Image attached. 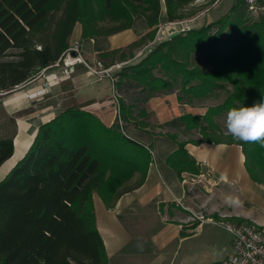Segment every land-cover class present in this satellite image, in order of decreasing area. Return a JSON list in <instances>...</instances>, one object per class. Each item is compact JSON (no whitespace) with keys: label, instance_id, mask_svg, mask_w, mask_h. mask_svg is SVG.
Returning a JSON list of instances; mask_svg holds the SVG:
<instances>
[{"label":"trees","instance_id":"1","mask_svg":"<svg viewBox=\"0 0 264 264\" xmlns=\"http://www.w3.org/2000/svg\"><path fill=\"white\" fill-rule=\"evenodd\" d=\"M196 1L0 0V93L9 94L48 70L68 48L77 25L83 39H93L142 20L149 29L142 38L103 54L122 62L153 40L162 9L168 23L177 22ZM218 14L214 23L171 36L120 72L116 88L130 83L136 96L125 105L116 90L119 119L112 126L83 110L88 103L66 106L38 125L24 156L0 180V264H108L92 197L97 194L110 208L143 184L152 154L146 144L147 114L139 107L149 98L176 90L188 96L183 103L192 104L193 97L209 96L215 85L231 87L225 101L204 115L183 114L159 125L176 130L169 137L175 150L166 164L178 174L198 172L186 143H232L210 137L177 140L181 131L207 136L216 128L213 116L264 100V20L254 23L242 0ZM201 52L206 55L199 66L194 60ZM133 107L142 118L134 123L143 131L137 137L126 134L123 125L135 113ZM13 136L0 138V166L13 155ZM239 145L249 177L264 184V144Z\"/></svg>","mask_w":264,"mask_h":264},{"label":"crops","instance_id":"2","mask_svg":"<svg viewBox=\"0 0 264 264\" xmlns=\"http://www.w3.org/2000/svg\"><path fill=\"white\" fill-rule=\"evenodd\" d=\"M207 13L203 14V17L206 16L203 22L207 21V24L212 17L215 19L219 15L217 13L211 16ZM165 17L162 9L159 18L165 21ZM148 31L146 26L141 33L128 29L105 37H95L90 42V39H82L81 30L78 31L75 27L69 43L80 39L86 59L103 60L107 66H112L113 63L121 61L117 58L111 61L110 57H103V54L126 47L142 38ZM134 56L121 63L138 62V58L135 59ZM53 71L61 73L60 69H44L34 79L17 87L13 92L0 93V107L9 116L32 108L38 101L36 98H45L54 90V86L57 88L51 83L49 76ZM68 78L72 98L83 104L88 103L84 107L86 111L95 115L105 126H112L119 118V104L111 95L108 80L97 82L80 67H76ZM46 82H50L46 91L43 94L38 93ZM35 93L37 95L33 97ZM60 93L63 95L62 91ZM60 93L51 97L55 98ZM59 101H56L55 106L43 109L42 115L45 118L41 116L42 120L37 122L33 130L28 127L34 125V122H25L23 131L27 137L14 138L13 155L0 169L15 156L18 143L29 140V144L12 164L0 173V180L24 156L38 125L55 116L54 112L61 107L59 105L62 102L59 104ZM186 106L178 101L175 90L151 97L139 108L145 110L146 121L153 126L164 124L183 114L204 115L202 112L189 113L185 109ZM134 108L132 110L135 113L124 125L128 122L134 124L142 119L136 115L137 109ZM35 116L39 115L33 117ZM158 137L161 140L158 143L160 149L167 144L169 147L162 151L156 148L154 153L150 150L152 161L141 186L122 194L110 208L97 194H93L95 226L102 239L108 264H216L230 252L232 245L230 234L219 228L216 221L223 219L264 228V184L256 183L249 177L239 144L186 143L184 149L193 162V168L198 172L194 174L188 170L178 174L166 164L167 157L175 150L173 141L164 136ZM204 161L206 164H203ZM183 173L186 177H182ZM197 185L200 189H196ZM229 195L238 197L240 203L227 204L225 197ZM207 238L211 241H207Z\"/></svg>","mask_w":264,"mask_h":264},{"label":"rangeland","instance_id":"3","mask_svg":"<svg viewBox=\"0 0 264 264\" xmlns=\"http://www.w3.org/2000/svg\"><path fill=\"white\" fill-rule=\"evenodd\" d=\"M235 0H197L196 3H194L191 6L186 7L184 10H182V14L184 16V18L180 21L177 22H181L180 24H178L179 26H171L168 25V22L163 19L159 18V25L156 27L155 29V33L158 31L159 27L163 28V33H164V40L162 42L168 41L170 39V37L172 36V33L179 28H184L186 27V25H189V27H191V29L193 28H199V27H203L206 26L208 24H212L214 22V18L212 17L211 21H209V23L207 24L206 22H203L204 17L206 18V16L203 17V14L205 15L208 11H210L209 13H207V15H215L217 13L222 12L225 8H227L229 6L230 3H233ZM217 2V3H216ZM208 17V16H207ZM205 21V20H204ZM260 21L259 18H254L253 22H258ZM167 24V25H166ZM166 25V26H165ZM145 23L141 20L138 21L135 25L134 28H131L135 31H139L140 33L143 32V28H145ZM215 24H213V29L210 31V33H214L215 32ZM76 30H81L80 25L76 26ZM155 35V34H154ZM105 37V36H103ZM82 38V37H81ZM95 38V37H93ZM83 39V38H82ZM140 39V38H139ZM138 39V40H139ZM85 40H88L87 38ZM137 40V41H138ZM150 43V41L146 42L144 45H142L141 47L134 49L133 50V55H135V59L136 57L138 58L137 60L139 61L141 58L144 57L145 54L148 53V49H147V45ZM83 48V47H82ZM146 48V49H145ZM206 52L204 53H198L196 58H195V63L197 65H202L204 62V58H205ZM107 58V57H106ZM117 58V57H115ZM103 62V60H101ZM137 61H127L125 63H121L118 62L117 64H120V68H113L112 69V76L116 77V81H119L121 79L120 76V72L126 67L125 65H127L128 63L130 64H134ZM104 65H106L103 62ZM115 65V63H113ZM112 64V65H113ZM129 64V65H130ZM76 67H80L82 68L84 71L85 69L81 66H75L74 70L76 69ZM86 72V71H85ZM72 73V72H71ZM71 73L69 74V76L71 75ZM87 73V72H86ZM155 75H157L158 73L156 71L153 72ZM68 75H63V79L60 80L59 82H56L58 80H52L53 82H51L53 85H56L57 88H55L54 86V90H52L51 92H49V94L47 96H45V98H36V103L34 104V106L32 108L29 109H25L21 112H18L12 116L7 115L3 109L0 107V138L1 137H12L13 135V140L14 138L17 136L20 139V136H24L26 135V133L23 131V127L25 122H34L32 124L33 128H31L32 126H29L28 129L33 130L36 127V124L38 121H41L42 118H45V116L42 115V113H44L43 109H45L48 106H55L57 104V100L60 102L61 106L58 110H56L55 116L58 115V113H60V111L66 107V106H76L79 107L80 105H82L83 103L78 102L76 99L72 98V92L69 90L71 89V84H70V79L67 77ZM92 77V76H91ZM95 79V81L99 82V81H103L104 79L108 82L110 81L109 78H102V79H97L95 77H93ZM102 82V83H103ZM110 83V82H109ZM123 86H122V90L119 91L116 86L114 85L115 88V94L119 93L120 98L119 100L123 99L125 105L131 103L132 98H134L136 95L135 91L132 90L130 88V83H126V82H122ZM60 84V85H59ZM219 85V86H218ZM215 85V88L211 89L210 95L206 96V97H202V98H196L193 97L192 99V104H187L185 103L186 106V110L189 111V113H197V112H202L203 114L206 112L207 108H211V107H216L221 105L226 97H227V93L229 91H231V87L229 85H224V84H218ZM116 90L118 91L116 93ZM63 93V95H61V92ZM110 91H111V95L112 94V88H111V84H110ZM56 93H60L57 97H51V95H56ZM37 95V94H35ZM177 95L179 97V95L181 96L180 100H178L179 102H185L188 99L187 95H184L182 92H177ZM35 97V96H33ZM57 98V99H56ZM118 100V98H117ZM118 100V101H119ZM117 101V103H118ZM85 108H83L84 110ZM119 109V108H118ZM38 113H35V112ZM86 111V109H85ZM229 110H225L222 113L213 116V122L215 123L216 128H214L213 130H208L207 132V136L202 137L201 135H199L196 131H191V132H178V136H177V140L178 141H185V140H197V139H201V140H205L206 138H219V139H223L224 141H232L233 143H237L239 144V140H236L232 137V135L230 133H228L227 129H226V125H225V121H226V116ZM34 115H39V116H35ZM42 116V118H41ZM54 116V117H55ZM52 117V118H54ZM11 118H14L15 121L12 122ZM51 120V119H50ZM124 125V124H123ZM163 125V124H161ZM160 125V126H161ZM206 125V124H205ZM35 126V127H34ZM158 126H153L152 124H149V128L146 130L145 133L148 134V137L150 138L149 141L146 143L149 147L150 150L154 151L155 150H167L169 147V144L166 145V147H162V149L159 148V144L161 142V140L159 139L158 136H164V138H169L171 135H175L176 130L174 128L171 127H163V128H158L160 127ZM37 130V129H36ZM124 132L130 136H134L137 137L138 134H140L139 132L143 133V131L138 132V130H136L135 125L131 122H128L127 124L124 125ZM36 133V131H35ZM143 135V134H142ZM35 136V135H34ZM27 136H25L26 138ZM159 139V140H158ZM144 140H148V139H142ZM18 143V142H17ZM169 143V142H168ZM29 144V140L24 141V143H18V147H17V151L15 153V156L8 162H6V164H4V166L0 169V173H2L7 167H9L12 162L14 161L15 158H17L28 146ZM157 148V149H156ZM199 185V184H198ZM197 185L196 189L199 188V186ZM200 189V188H199ZM192 216H194V214L192 213ZM197 217L200 219V216L197 215ZM191 220H196L195 218H191ZM223 234V233H221ZM202 240H204L202 238ZM207 241H211V239H206Z\"/></svg>","mask_w":264,"mask_h":264},{"label":"built area","instance_id":"4","mask_svg":"<svg viewBox=\"0 0 264 264\" xmlns=\"http://www.w3.org/2000/svg\"><path fill=\"white\" fill-rule=\"evenodd\" d=\"M248 14L254 18H261L264 20V0H242ZM217 3V2H216ZM181 22H171L168 25L179 26ZM167 25V24H166ZM165 25V26H166ZM191 27L186 25L184 28L176 29L174 33H180L190 30ZM164 40L163 28L158 29L152 41L147 45L148 52L162 43ZM93 40L90 39V42ZM146 49V48H145ZM81 65L87 74L97 79L109 78L112 88V96L117 100L118 95L115 94V78L112 76L113 68H120V64L106 66L101 60H88L84 57L82 41L74 39L68 44V48L62 53L59 59L51 65L50 69H60L61 73L55 71L49 73L51 81L62 80L63 75H68L74 71V67ZM44 70V69H43ZM52 81V82H53ZM50 82L44 84V88L38 93H44ZM119 119V118H118ZM119 124L121 122L119 120ZM239 149L242 147L239 145ZM203 164H206L204 161ZM182 177H186L183 173ZM216 225L228 232L231 236V250L230 252L216 264H264V228L257 227L249 223H236L227 220H219L215 222Z\"/></svg>","mask_w":264,"mask_h":264},{"label":"clouds","instance_id":"5","mask_svg":"<svg viewBox=\"0 0 264 264\" xmlns=\"http://www.w3.org/2000/svg\"><path fill=\"white\" fill-rule=\"evenodd\" d=\"M228 133L236 140L245 143L264 144V100L250 107L231 108L225 121ZM229 205L239 204V198L233 195L225 197Z\"/></svg>","mask_w":264,"mask_h":264},{"label":"water","instance_id":"6","mask_svg":"<svg viewBox=\"0 0 264 264\" xmlns=\"http://www.w3.org/2000/svg\"><path fill=\"white\" fill-rule=\"evenodd\" d=\"M176 34H178V33H174L172 36H174V35H176Z\"/></svg>","mask_w":264,"mask_h":264},{"label":"bare ground","instance_id":"7","mask_svg":"<svg viewBox=\"0 0 264 264\" xmlns=\"http://www.w3.org/2000/svg\"><path fill=\"white\" fill-rule=\"evenodd\" d=\"M36 94V93H35ZM34 96H36V95H34Z\"/></svg>","mask_w":264,"mask_h":264}]
</instances>
